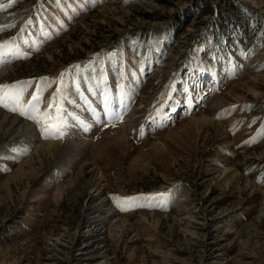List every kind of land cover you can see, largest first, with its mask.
<instances>
[{"label":"rangeland","instance_id":"1","mask_svg":"<svg viewBox=\"0 0 264 264\" xmlns=\"http://www.w3.org/2000/svg\"><path fill=\"white\" fill-rule=\"evenodd\" d=\"M0 8L32 9V21L0 25V48L21 47L0 80V94L18 95L0 105L4 113L39 116L41 140L46 124V135L59 125L64 137L89 72L104 99L116 93L117 116L95 141L134 124L132 152L97 161L118 212L106 251L76 234L92 193L90 160L58 199L50 178L61 153L27 163L29 151L0 155V264H264V0H0ZM9 139L0 136V148L13 147Z\"/></svg>","mask_w":264,"mask_h":264},{"label":"bare ground","instance_id":"2","mask_svg":"<svg viewBox=\"0 0 264 264\" xmlns=\"http://www.w3.org/2000/svg\"><path fill=\"white\" fill-rule=\"evenodd\" d=\"M31 14L32 9H29L24 14H22L21 11L0 14V25L7 26L20 19L32 21L30 20ZM25 32L26 31L23 32V35H27L25 40L27 44L29 40L31 42L34 39L35 35L32 30H28L27 34H25ZM38 32L40 31L38 30ZM157 36L160 37L161 35L158 34ZM18 45H20L19 42L14 45V48H8L7 50H4L2 47L0 48V80L9 71L10 67L7 65V62L13 57L21 55V47ZM112 65V62L107 63L109 72L113 68ZM87 73L89 72L83 75V77H85L83 81L86 83V86H80L78 90L82 93L81 98L71 101V104L67 107V112L72 111L73 114L70 115L68 119L63 120L64 124H66V135L58 140L52 138L41 140L38 137L39 130L37 123L39 124V122L37 120L40 118L39 116L36 117L35 121H27L14 115L4 113L0 109V136L8 135L10 137L8 143H15L13 147H10L9 144L2 146L0 148V155L3 157L17 158L20 154L23 156L26 151H29V154L24 157L25 159L23 162L27 163L33 160L35 156H39L42 159V155H52L55 151L61 153L62 156L60 157L58 175H52L50 178L53 185L57 187V192L55 193L58 199L63 195L62 189L76 188V182L80 174L85 170L84 166L88 164L90 160L92 162V171L95 172L90 180L92 193L89 195L84 209L83 222L80 224L81 229H78L76 234L84 237L89 236V240L95 243L97 248L106 251L109 248L107 243L111 236L112 227L115 228L118 222V212L115 205L110 201L106 190V183H104L106 180L102 174L103 167L102 165H98L97 161H101L107 154H111L112 150L122 155L130 151L132 152L131 149H134V147L132 141L127 136V132L134 124H126L127 128H116L106 131L104 134L101 133V138L95 141L96 135L98 133L100 134L102 128L111 123L112 117L117 116L116 112L110 109V101L115 97L116 93L114 92V88H112L110 101L104 99L101 94L99 95L93 84L90 83ZM110 78L111 80L109 81L111 85L114 77L110 75ZM90 87H92L93 93L88 91ZM124 96H126V94H124ZM82 99L85 101L84 104L80 103ZM50 101L51 98L47 97L44 101V105L48 106L51 104ZM197 118L201 120L207 119V117L203 115L197 116ZM88 155L90 159L87 158ZM65 165H67L70 170L76 169L75 173L71 176L62 175ZM224 173L226 175L225 178H228L227 175L228 173L230 175L232 170L225 169ZM110 226H112L111 230L109 229Z\"/></svg>","mask_w":264,"mask_h":264},{"label":"snow or ice","instance_id":"3","mask_svg":"<svg viewBox=\"0 0 264 264\" xmlns=\"http://www.w3.org/2000/svg\"><path fill=\"white\" fill-rule=\"evenodd\" d=\"M0 10H2V8H0ZM40 99L41 98H40L39 94L37 93L35 98H34V104H33V107H36L37 110H38V104L40 102ZM17 100H18V95L15 91L9 93L6 96L0 94V105L6 106L5 101H7L8 103H16ZM12 110L15 111V108H13ZM48 119H49V117H45V120H48ZM50 127H53V126L50 124H46L45 128L41 132V135L45 139H47V138H57V139L62 138L63 133H62V131L59 130V125L54 126L56 128V131H57L56 135H54V136L46 135V133L48 132V129ZM161 195H163V194H161Z\"/></svg>","mask_w":264,"mask_h":264}]
</instances>
